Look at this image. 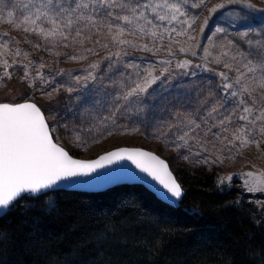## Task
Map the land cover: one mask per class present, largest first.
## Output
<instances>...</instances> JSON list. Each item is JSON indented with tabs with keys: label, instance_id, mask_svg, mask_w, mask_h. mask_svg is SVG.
<instances>
[{
	"label": "rangeland",
	"instance_id": "374dc122",
	"mask_svg": "<svg viewBox=\"0 0 264 264\" xmlns=\"http://www.w3.org/2000/svg\"><path fill=\"white\" fill-rule=\"evenodd\" d=\"M222 2L205 0L203 5L193 8V0H180L187 14L196 18L187 35L165 34L163 40L128 36L136 44H148L152 51L119 46V50L127 55L106 59L110 52L118 50L117 46L105 48L85 42L83 46L70 43L65 47L64 43L46 41L34 32L15 26L22 19L20 13L24 11L23 5L27 0H0V58L9 63L18 62L9 69L11 79L5 77L0 80V102L30 100L38 104L54 140L76 157L94 158L119 146L143 147L164 157L178 177L194 174L199 169L211 171L218 187H243L261 207L264 190L249 191L246 181L252 178L244 174L264 173V135H253L259 146L249 144L237 151L227 142L222 145L211 135L205 136L206 126L199 119L213 104L223 100L221 85L224 81L218 73L226 72L232 79L236 76V72L226 69L224 64L239 66L241 57L237 53L254 51L260 42H264V0H250L253 9L241 3H231L209 13V9ZM8 12L13 15L8 16ZM228 13L238 14L236 23L228 19ZM184 18L180 17L181 20ZM205 19L207 24L201 31ZM168 27L180 31L187 25L173 23ZM217 27H223L225 31L217 33ZM242 32H248V35L241 38ZM96 39V36L92 37L93 41ZM100 39L101 43L105 42L103 37ZM181 47L188 51L181 52ZM85 48L94 51L86 52ZM205 48L210 54L205 52ZM71 56H84L86 59L74 60L69 58ZM217 57H220L219 63L215 62ZM162 60L170 63L163 65L160 63ZM182 60L191 62L188 68L176 67ZM29 62H32L28 68L30 78L22 80L24 65ZM92 63L98 64L94 72L96 79L77 82L75 77L87 76L88 65ZM129 63L139 65L141 70L152 65L155 75H160L163 67H168L169 71L147 94L139 98L130 97L126 102L121 97L127 88L134 86L132 81L136 79L133 69L126 67ZM38 71L51 83L44 84L34 79ZM68 87L75 88V91L68 92ZM55 88L58 91H53ZM48 93H52L51 97ZM186 118L195 119L200 123V129L189 132ZM185 132H188L186 144L179 140Z\"/></svg>",
	"mask_w": 264,
	"mask_h": 264
},
{
	"label": "snow or ice",
	"instance_id": "6c2138e0",
	"mask_svg": "<svg viewBox=\"0 0 264 264\" xmlns=\"http://www.w3.org/2000/svg\"><path fill=\"white\" fill-rule=\"evenodd\" d=\"M204 3L205 0H199L198 3L193 0L191 7L198 8ZM231 3H241L248 9L254 8L250 0H223L209 9V13H215ZM23 10L20 13L22 19L16 23V27H23L26 32H34L46 41L64 43L65 47L70 43L83 46L85 42H92L105 48L117 46L118 50L110 52L106 59L126 56L127 53L119 50V46L152 51L148 44H136L132 39H128V36L163 40L165 34L187 35L188 29L196 19L195 16L187 14L180 0H27ZM12 15V12H8V16ZM227 16L232 23L237 22L238 14L228 13ZM180 17L185 18L181 20ZM173 23L187 27L177 31L168 27ZM206 24L207 19L204 25H201V31ZM224 31L223 27L215 29L217 33ZM240 35L244 38L248 32H242ZM93 36L97 37L95 41L92 40ZM101 37L104 43H101ZM188 38L192 39L191 36ZM84 51L93 52L94 49L85 48ZM168 51L171 55V47ZM180 51L186 52L188 49L181 47ZM205 52L210 54L207 48ZM237 55L241 57L238 61L239 66L224 64L226 69L236 72L234 79L226 72L218 73L224 81L221 85L224 91L222 102L213 104L199 119L206 126L205 136L211 135L214 140H220L222 145L227 142L239 151L249 144L259 146L253 135H264V91H260L264 89V42H260L254 51ZM69 58L86 59L84 56ZM215 62L219 63L220 57H217ZM17 63V61L9 63L0 58V67L3 68L0 80L5 77L11 79L12 73L9 69ZM31 63L24 65L22 80L30 78L28 68ZM160 63L167 65L170 62L162 60ZM190 63L188 60H182L177 62L176 67L186 69ZM40 67L43 68L44 65ZM97 67V63L89 64L87 76H76L75 80L77 82L81 79L95 80L94 72ZM126 67L132 68L136 77L132 81L134 86L127 88L121 97L126 102L130 97L139 98L147 94L148 90L169 71L168 67H163L160 75H155V68L152 65L143 70L139 65L131 63ZM111 70L110 64L109 71ZM34 79H39L44 84L51 83L39 71L36 72ZM249 82L254 83L256 87H252ZM66 90L73 92L75 88L68 87ZM53 91H58V88ZM48 95L51 97L52 93ZM186 126L189 132L201 127L200 123L191 118H186ZM186 137L188 132L180 136L179 140L186 144ZM125 157L158 181L172 198L181 197V186L168 170L166 162L154 153L139 148H121L105 153L96 160H76L63 147L53 142L46 118L36 103H0V209L7 210L24 195H28L30 199H38L39 195H45L46 190L54 189L61 181L93 173L105 164H112ZM244 175L252 178L246 181L249 191L264 190V173ZM47 206L53 207L54 201H48Z\"/></svg>",
	"mask_w": 264,
	"mask_h": 264
},
{
	"label": "trees",
	"instance_id": "16d2710c",
	"mask_svg": "<svg viewBox=\"0 0 264 264\" xmlns=\"http://www.w3.org/2000/svg\"><path fill=\"white\" fill-rule=\"evenodd\" d=\"M178 179L179 207L140 184L24 195L0 217V264H264V204L211 171Z\"/></svg>",
	"mask_w": 264,
	"mask_h": 264
},
{
	"label": "water",
	"instance_id": "95a60500",
	"mask_svg": "<svg viewBox=\"0 0 264 264\" xmlns=\"http://www.w3.org/2000/svg\"><path fill=\"white\" fill-rule=\"evenodd\" d=\"M24 102L35 103L30 100L21 101L18 103H24ZM0 103H10V102L2 101ZM50 135L52 136L51 130H50ZM52 139L54 143H57L58 145H60L58 142L54 140L53 136H52ZM60 146L63 147L62 145ZM121 148L123 149L139 148L146 152L154 153L155 155L159 156L162 160H164L166 164L168 165V170L172 173L176 182L182 188L181 197L178 199L172 198L170 194H168L167 191L163 188V186L159 184L158 181H156L148 173L141 171V169L137 168L136 165L133 164L132 161L128 160L126 157L124 159L116 160L112 164H105L103 167L96 169V171L93 173L71 177L64 181H61L58 183V186L54 187V189L46 190V193L59 191V190L69 191V192H81V193H101V192L107 191L111 188H114L116 186H120L123 184H140L144 188H146L148 191L153 193L156 196V198L159 199L160 201L172 207H179L181 199L185 193V189L183 188L176 174L170 167L169 162L164 157L157 154L156 152L143 148V147L119 146V147H115L110 150L104 151L94 158L83 159V158H79V157L72 155L66 148L64 149L69 153V155L73 159L92 161V160L98 159L101 155H104L105 153L112 152V151H115ZM19 199L20 198H18L12 205H14ZM8 209L7 210L0 209V217L3 216L8 211Z\"/></svg>",
	"mask_w": 264,
	"mask_h": 264
},
{
	"label": "bare ground",
	"instance_id": "6f19581e",
	"mask_svg": "<svg viewBox=\"0 0 264 264\" xmlns=\"http://www.w3.org/2000/svg\"><path fill=\"white\" fill-rule=\"evenodd\" d=\"M242 188H243V187H242ZM257 192H258V191H257ZM257 192H256V193H257ZM259 194H260V192H259ZM262 195H263V194H262Z\"/></svg>",
	"mask_w": 264,
	"mask_h": 264
}]
</instances>
